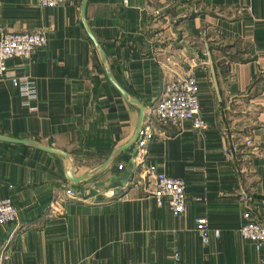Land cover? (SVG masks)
Returning a JSON list of instances; mask_svg holds the SVG:
<instances>
[{
	"label": "crops",
	"instance_id": "obj_1",
	"mask_svg": "<svg viewBox=\"0 0 264 264\" xmlns=\"http://www.w3.org/2000/svg\"><path fill=\"white\" fill-rule=\"evenodd\" d=\"M82 2L0 0V39L48 38L30 60L7 62L37 95L27 102L0 79V135L67 152L76 177L132 141L140 115L108 78ZM85 18L145 120L171 79L193 73L206 126L157 124L144 153L136 142L78 184L64 156L0 141V198L18 209L0 225V264H264V247L239 233L246 211L264 225V0H87ZM246 138L253 146L224 154ZM151 164L186 181L180 215L156 203L142 175ZM199 217L220 236L202 242Z\"/></svg>",
	"mask_w": 264,
	"mask_h": 264
},
{
	"label": "built area",
	"instance_id": "obj_2",
	"mask_svg": "<svg viewBox=\"0 0 264 264\" xmlns=\"http://www.w3.org/2000/svg\"><path fill=\"white\" fill-rule=\"evenodd\" d=\"M42 8H54L70 0H37ZM48 44L45 33L11 32L0 39V79L11 77L19 91L32 101L36 98L37 89L33 79L8 72L7 62L15 57L30 60L35 50L44 48ZM189 121L196 129H203L206 121L200 112L199 85L193 73L174 77L167 84L158 102L152 107L137 139L139 150L144 153L148 143L154 138L156 125H180ZM253 146V140L246 138L242 142H233L224 150L225 155L237 154L243 149ZM138 163H142L140 159ZM123 165H120L122 168ZM142 175L147 182L153 184V196L156 203L162 206L165 202L174 216L184 212L187 205L186 181L182 177L170 176L156 165L144 166ZM65 193L74 197L71 187L65 186ZM244 220L239 227V233L245 240L255 244L258 251L264 247V225L254 220L248 211L243 215ZM18 209L11 197L0 198V225L16 222ZM196 231L202 242L207 243L213 234L220 236V230L212 229L206 217L196 219Z\"/></svg>",
	"mask_w": 264,
	"mask_h": 264
},
{
	"label": "water",
	"instance_id": "obj_3",
	"mask_svg": "<svg viewBox=\"0 0 264 264\" xmlns=\"http://www.w3.org/2000/svg\"><path fill=\"white\" fill-rule=\"evenodd\" d=\"M86 4H87V0H83V2H82V19H83V23L85 25V28H86L91 40L93 41L95 47L97 48V50H98V52H99V54L101 56V59L103 61V64H104V67H105V71H106V74H107L108 78L115 85V87L120 91V93L123 95V97L125 99L133 102L134 104H137L140 107V115H139V119H138V125H137V129H136V132H135V135H134L132 141H130L128 144H126V145H124V146H122L120 148H117V149L113 150L112 153L110 154V156L107 158V160L103 164H101L100 166L93 168L92 170H90L89 172H87L85 175H83L81 177H76L74 175L75 163H74L73 159L71 158V156L67 152L62 151V150L57 149V148H54V147H51V146H47V145L41 144V143L33 141V140L15 139V138H11V137H6V136H3V135H0V141L24 143V144L30 145L32 147H36V148L41 149V150L46 151V152L55 153V154H59V155L64 156L67 159L68 163H69V168L67 170L66 176H67L68 180L71 181L74 184H78L79 182H81V181L93 176L94 174L98 173L99 171L103 170L115 156H117L123 150L127 149L128 147H130L131 145L136 143L137 139L139 137V134H140V132L142 130V127H143V124H144V120L146 118L144 105L140 101L132 98L123 89V87L115 80V78L113 77L112 72H111V70L109 68V65H108V62H107V57L105 55L103 47L101 46L99 41L95 38V36L93 35V33L91 32V30L89 29V27L87 25L86 18H85Z\"/></svg>",
	"mask_w": 264,
	"mask_h": 264
}]
</instances>
